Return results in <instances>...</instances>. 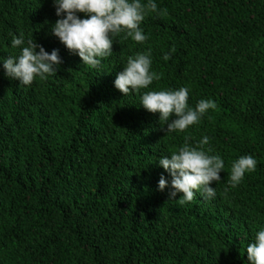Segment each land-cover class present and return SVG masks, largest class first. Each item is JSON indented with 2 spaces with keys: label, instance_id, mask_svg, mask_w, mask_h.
Here are the masks:
<instances>
[{
  "label": "trees",
  "instance_id": "16d2710c",
  "mask_svg": "<svg viewBox=\"0 0 264 264\" xmlns=\"http://www.w3.org/2000/svg\"><path fill=\"white\" fill-rule=\"evenodd\" d=\"M154 2L168 12L140 24L149 39L114 36L112 54L91 68L51 34L54 0H0V264H250L246 249L264 230V0ZM21 33L23 46L59 50L54 75L31 85L7 76ZM148 51L161 79L124 95L117 74ZM181 87L189 107H215L167 135L142 95ZM185 136L193 146L208 136L225 167L214 198L195 190L181 205L158 162ZM244 155L257 166L231 187Z\"/></svg>",
  "mask_w": 264,
  "mask_h": 264
},
{
  "label": "clouds",
  "instance_id": "9594fccd",
  "mask_svg": "<svg viewBox=\"0 0 264 264\" xmlns=\"http://www.w3.org/2000/svg\"><path fill=\"white\" fill-rule=\"evenodd\" d=\"M56 15L60 17L51 27V34L73 54H78L84 65L96 68L103 58L112 54V37L124 34V38L131 37L139 43L146 42L140 24L150 13L166 15V8L159 9L154 0H54ZM85 14L81 19L78 14ZM12 47L17 48L25 44L23 34L13 35ZM39 49V51H37ZM175 47L171 52H175ZM165 61L170 59L166 53ZM63 61L59 50L54 49L50 54L31 39L27 46L21 48L16 57L3 60L6 74L11 79H18L22 85H31L37 77L46 80L54 75L57 66ZM151 52L137 53L129 56L124 70L117 74L115 87L124 95L131 91L148 88L153 81L161 79L162 74L151 70ZM189 89L181 87L178 90L146 91L142 95V106L151 113L160 114V123L166 125L167 135L173 132H184L191 125H195L209 109L215 107L212 100H200L195 108L188 106ZM175 116V119L172 117ZM190 137L185 136L184 144L170 156L159 159V166L171 176L169 200H175L184 205L194 198L195 190H201L207 198H214L216 188L212 182L221 180L220 173L225 162L218 154H212L209 137L204 136L194 146L190 144ZM257 161L252 155L240 156L232 162L228 178L231 187L238 186L246 173L255 170ZM168 187V180L161 175L158 182L160 191ZM227 191V189H225ZM182 194L177 200L176 197ZM250 264H264V230L255 234L254 242L246 249Z\"/></svg>",
  "mask_w": 264,
  "mask_h": 264
}]
</instances>
